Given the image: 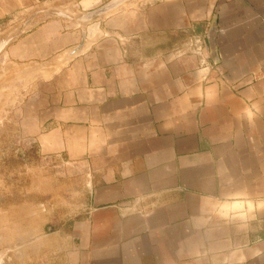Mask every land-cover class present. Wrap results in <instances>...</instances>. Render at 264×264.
I'll return each mask as SVG.
<instances>
[{"label":"crops","instance_id":"crops-1","mask_svg":"<svg viewBox=\"0 0 264 264\" xmlns=\"http://www.w3.org/2000/svg\"><path fill=\"white\" fill-rule=\"evenodd\" d=\"M110 1L0 0V37L18 27L0 82L26 88L10 144L69 181L58 256L264 264V0H134L79 21ZM194 34L220 74L177 54Z\"/></svg>","mask_w":264,"mask_h":264},{"label":"rangeland","instance_id":"rangeland-1","mask_svg":"<svg viewBox=\"0 0 264 264\" xmlns=\"http://www.w3.org/2000/svg\"><path fill=\"white\" fill-rule=\"evenodd\" d=\"M17 30L2 34L0 43ZM5 70L0 68V73ZM39 74L17 75L15 79L31 82ZM24 90V83L0 82V264H66L58 256L60 243L54 240L53 222L59 212L69 213L67 208H58L68 200L69 194L63 190L69 181L59 183L52 164L43 165L35 152L24 158L10 144L13 128L4 125L6 110Z\"/></svg>","mask_w":264,"mask_h":264},{"label":"built area","instance_id":"built-area-1","mask_svg":"<svg viewBox=\"0 0 264 264\" xmlns=\"http://www.w3.org/2000/svg\"><path fill=\"white\" fill-rule=\"evenodd\" d=\"M186 53L199 58L200 69H210L213 70V72L220 74V70L218 69L217 65L210 62L211 57L209 52V46L205 35L194 34L186 42L184 51L183 49L177 50V54L179 56L186 55Z\"/></svg>","mask_w":264,"mask_h":264},{"label":"water","instance_id":"water-1","mask_svg":"<svg viewBox=\"0 0 264 264\" xmlns=\"http://www.w3.org/2000/svg\"><path fill=\"white\" fill-rule=\"evenodd\" d=\"M134 0H111L110 2L106 3L105 5L101 6L100 8H97L94 11L88 12L84 15H82L79 18V21L83 24L86 25L94 20H96L97 18L106 15L107 13L111 12L114 9H117L119 7H121L122 5H124L127 2H132ZM85 32H84V37H83V41H85ZM10 40V39H9ZM9 40H4L0 43V53L2 52V50L5 48V46L7 45V43L9 42ZM211 42L213 41L212 39L210 40ZM84 45V42L83 44Z\"/></svg>","mask_w":264,"mask_h":264},{"label":"bare ground","instance_id":"bare-ground-1","mask_svg":"<svg viewBox=\"0 0 264 264\" xmlns=\"http://www.w3.org/2000/svg\"><path fill=\"white\" fill-rule=\"evenodd\" d=\"M128 4V3H125V5Z\"/></svg>","mask_w":264,"mask_h":264}]
</instances>
